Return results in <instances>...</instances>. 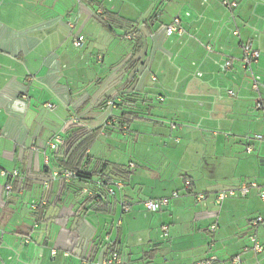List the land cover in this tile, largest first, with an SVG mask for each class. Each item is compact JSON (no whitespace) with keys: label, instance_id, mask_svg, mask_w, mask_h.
Returning a JSON list of instances; mask_svg holds the SVG:
<instances>
[{"label":"crops","instance_id":"crops-1","mask_svg":"<svg viewBox=\"0 0 264 264\" xmlns=\"http://www.w3.org/2000/svg\"><path fill=\"white\" fill-rule=\"evenodd\" d=\"M230 1L237 7L221 0H0V264H102L111 254L135 264L123 255L129 237L158 242L167 225L180 245L170 246L176 252L169 264L213 256L214 264H232L239 256L243 264H264V225L252 228L264 212L253 217L247 210L251 199H260L259 188L239 197L263 252L244 247V254H229L224 245L227 254L220 258L215 251L226 239L218 241L212 220L219 217L215 196L223 191L198 190L189 174L167 176V165L121 161L127 153L170 152L179 130L216 137L228 129L233 134L224 139H245L247 154L258 149V158L248 162L264 166V142L254 139L264 136V109L258 108L260 97L264 104V0ZM107 11L124 23L112 22ZM177 17L184 32L168 36ZM79 36L85 37L82 47L75 45ZM246 42L261 53L253 72L241 65ZM252 76L262 85L260 96ZM181 120L190 127L179 128ZM97 130L80 166L92 179L68 176L75 173L63 165L72 139ZM57 136L64 143L55 153ZM243 184L249 183L232 189ZM175 192L179 198L146 217L144 202ZM236 206H225L226 214ZM159 251L156 245L143 252L139 264Z\"/></svg>","mask_w":264,"mask_h":264},{"label":"rangeland","instance_id":"rangeland-1","mask_svg":"<svg viewBox=\"0 0 264 264\" xmlns=\"http://www.w3.org/2000/svg\"><path fill=\"white\" fill-rule=\"evenodd\" d=\"M140 18L141 14L139 12L138 15L134 14L132 16V19L135 21ZM165 19L166 17H164V20ZM123 45L126 48H130L129 43H123ZM156 105L162 108L167 104L156 103ZM177 124L179 128L183 126L190 127V125L185 124L183 120L177 122ZM202 126H208V123L202 122ZM203 127L196 126V128L204 130ZM137 128V125L132 127L133 130ZM221 133L222 134L213 137L212 135H196V132H187L186 129L179 130L177 136L180 137V141L178 144L174 143L173 149L170 152L163 151L161 148V151L145 154L141 158L137 153H127L121 161L123 165H129V162H134L136 165H167V176L170 174L172 176L175 172H177L178 175L189 174L197 182L198 190L201 191L209 190L211 192H220L229 190L240 186L243 181L249 184L255 181L258 184H262L264 182V166L252 165L251 162H248L251 159L258 158V149H256L253 155H249L246 153L247 141L245 142V139H239L237 134H234L236 136L231 135L229 140L224 139V133L233 134L228 129L222 130ZM210 143H214L215 146H207ZM131 148L132 147L127 148V151L129 152L132 150ZM176 149H181L183 152L178 153L175 151ZM228 200L222 205L215 207L219 213V217L217 220H212V223L215 222L218 226L216 232L218 241H220L221 238L226 239L223 241L224 243L220 241V247L215 251V254L220 258L227 253L232 254L234 252H239L240 254H244V247L251 248L252 246L250 236L255 234L244 219V214H246V212L242 214V210H240V207L244 205L242 204L243 199L239 197L229 198ZM231 202H234L238 208L228 215L224 209L225 206H228ZM248 206L249 208L246 206L248 208L247 210L251 211L253 217L264 212V204L259 198L255 200L251 199V203ZM143 212L150 220L152 216L154 217L155 215V213H149L145 210ZM131 228L134 231V228ZM166 228V231L161 229V233L156 239L158 242H139L138 237H136L137 235L132 234L131 237H129V245L127 246L126 244L123 249L125 258L132 260L135 264H139L140 261H138L137 257L143 254V252L150 251L158 245L160 250L159 256L153 261L146 260L142 264H169L171 261L170 259L168 260L169 254L171 251L176 252L174 249L170 250V246L175 244L176 247H179L180 245H178L176 241V234L173 232L172 225H167ZM124 229L127 230V227L124 226ZM141 235H143V237L146 236V234ZM204 236L207 241L210 240V237ZM127 242L128 238L126 240V243ZM224 245L227 246V253L223 249ZM176 247L173 248L176 249ZM248 256V258L253 257L252 253Z\"/></svg>","mask_w":264,"mask_h":264},{"label":"built area","instance_id":"built-area-1","mask_svg":"<svg viewBox=\"0 0 264 264\" xmlns=\"http://www.w3.org/2000/svg\"><path fill=\"white\" fill-rule=\"evenodd\" d=\"M221 2L225 7H228L229 9H233V8L237 7V4L235 2H231L230 0H221ZM183 32L184 31L181 27V19L179 17L175 18L173 20L172 24L167 28V35L168 36H171L175 33L182 35ZM234 35L239 36L238 31H235ZM84 41H85V37L79 36L75 40V45L77 47H82ZM241 49H242L241 65H242L243 70L247 71V72H253L254 66L259 62V59L261 56L260 51L258 49H256L254 47V45L250 42L242 43ZM230 66H231V62L230 61L226 62L223 66V70H227L228 68H230ZM252 77H253L252 89H253V91L258 92V94L260 96V90L262 88V85L258 81L256 76H252ZM228 93L230 96H235V93L233 91H229ZM258 108L264 109V104L262 102L261 97H260L259 102H258ZM254 139L257 141H260V142H264V136L263 135H256L254 137ZM63 143H64L63 139L60 136H57L51 144V149L55 153H57L59 151L60 145H62ZM247 150L250 152L252 150V147L248 146ZM3 174L7 175L5 172ZM72 175H75V173L74 174H71V173L68 174V176H72ZM12 176L17 177L18 173L13 172ZM190 187H191V182L189 180H187L185 182V188L190 189ZM11 188H12L11 186H7L6 189L9 191V190H11ZM253 188H259V192H260L259 197H260V200L262 201V203L264 204V182L262 183L261 186H258L256 183H250V184H243L238 189L223 191V192H221L215 196L216 203H217V205H221L229 197H239V196L245 197L250 193L251 189H253ZM109 192L111 194H114L115 191H114V189H110ZM177 198H179V193L175 192V193H173V195L171 197L162 198L160 200L146 201V202H144V210L146 212H149V213H158V212L162 211L164 208L168 207L172 199H177ZM199 199L204 200L205 196L200 195ZM125 211H128V209H126ZM260 225H264V217H258L252 223V228L254 230H257V228ZM163 229L165 231L167 230L166 227ZM213 230H215V227H213ZM251 243H252V247L246 248L245 249L246 252L252 251L256 255H259L260 253L263 252V246L259 242L257 235H253L251 237ZM216 260H217V258L215 256H213V257H211L205 261H202L198 264H214V262ZM102 264H125V263L123 261V258L119 254H111L109 257H107L103 260ZM232 264H243L242 257L239 256V257L234 258L232 261Z\"/></svg>","mask_w":264,"mask_h":264},{"label":"trees","instance_id":"trees-1","mask_svg":"<svg viewBox=\"0 0 264 264\" xmlns=\"http://www.w3.org/2000/svg\"><path fill=\"white\" fill-rule=\"evenodd\" d=\"M106 13L112 22L124 23L123 19L118 16V14L111 13L110 11H107ZM99 132L100 131L97 130L86 134H81L78 138L72 139V147L70 149V152L67 154V159L65 160V162H63V165L68 167L70 170H74L76 174L75 177L79 181L87 182L92 179L91 173L87 172L86 170L80 169V166L82 165V162L84 160L87 161V159L89 158L87 156L88 149ZM55 160L59 159L56 158ZM60 161L62 162V160ZM187 180L189 179L185 178V182Z\"/></svg>","mask_w":264,"mask_h":264}]
</instances>
